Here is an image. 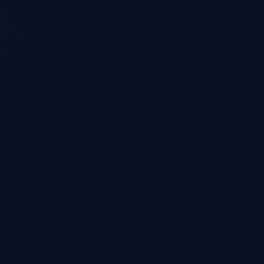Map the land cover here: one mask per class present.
<instances>
[{"label":"water","instance_id":"95a60500","mask_svg":"<svg viewBox=\"0 0 264 264\" xmlns=\"http://www.w3.org/2000/svg\"><path fill=\"white\" fill-rule=\"evenodd\" d=\"M0 264H264V0H0Z\"/></svg>","mask_w":264,"mask_h":264}]
</instances>
